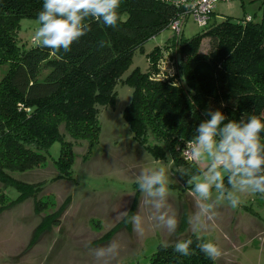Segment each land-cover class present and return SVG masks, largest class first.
<instances>
[{"label":"trees","instance_id":"16d2710c","mask_svg":"<svg viewBox=\"0 0 264 264\" xmlns=\"http://www.w3.org/2000/svg\"><path fill=\"white\" fill-rule=\"evenodd\" d=\"M42 6L43 0H0V67H8L0 80V185L18 194L12 204L32 199L37 216L45 210L37 199L43 184L23 183L10 174L43 165L56 143L60 147L54 162L56 180H72L73 144L65 141L60 128L72 141L86 142L92 148L100 135L99 108H114L118 83L132 91L121 117L133 140L153 160L169 159L174 173L184 180V189L193 191L195 184L189 181L205 170L186 162L182 152L199 124L210 118L205 111L219 109L237 121L242 114L247 118L264 113V0L256 14L240 20L216 22L212 13L208 25L190 39L182 36V29L179 35L171 31L170 25L183 13L171 2L121 0L123 22L109 28L89 20L92 31L67 53H53L38 44L29 49L18 46L20 23L38 22ZM167 30L172 36L146 55L148 71L135 68L123 80L135 53L144 54V46ZM204 39L209 40V51L200 54ZM163 60L173 66L170 77L160 76ZM42 69L49 73L40 81ZM223 178V193L214 186L210 192H230L227 175ZM133 187L136 195L130 209L104 240L119 228L131 231L140 192L137 183ZM65 204L57 213L41 218L30 246L59 226ZM185 228L184 223L180 231ZM186 239L193 241L191 256L176 253L175 244L158 245L149 264H214L196 246L201 239L194 235Z\"/></svg>","mask_w":264,"mask_h":264},{"label":"rangeland","instance_id":"374dc122","mask_svg":"<svg viewBox=\"0 0 264 264\" xmlns=\"http://www.w3.org/2000/svg\"><path fill=\"white\" fill-rule=\"evenodd\" d=\"M261 1L233 0L229 5L217 4L213 10L215 21L240 20L245 15L251 17L258 12ZM38 27L37 21L23 20L17 37L18 46L29 49L37 45L33 36ZM200 30L192 18H188L182 36L190 39ZM171 36V31H164L144 46V54L135 53L132 65L122 79L135 68L146 73V55L154 47L163 46ZM209 47V40L204 39L199 53L207 54ZM163 61L159 65L160 76H172L174 70L170 60ZM7 68V65L0 67V80ZM48 73L49 70L42 69L39 80ZM115 93L114 108H99L100 135L92 148L86 142L72 141L60 128L65 141L73 144L72 180H56L58 170L54 162L59 156L58 143L48 151L43 165L23 174H10L23 183L43 184L42 192L37 196L45 206L41 215L34 213L32 199L12 204L18 194L11 189L3 190L0 185V264H149L158 245L175 244L191 235L219 247L221 255L214 264H264V198L257 193H240L232 188L230 192L240 197L239 206L232 208L227 194L221 195L217 190L210 192L208 200L202 201L193 190L184 189V180L174 173L169 159L153 160L133 140L121 117L123 109L130 103L131 89L118 83ZM153 143L150 139L149 144ZM211 163L207 155L193 163L205 170L192 179L193 184L211 183L208 171ZM159 168L165 170L168 186L164 207L157 210L154 198L138 192L135 214L144 217L143 224L138 225L139 230L132 224L130 232L119 228L104 240L130 209L136 195L133 185L142 173ZM219 170L224 177L223 168ZM64 204L59 226L40 235L30 246L41 218L57 213ZM201 206H211L216 215L210 219L211 213L201 214ZM162 212L178 221L175 232H169L159 220ZM184 223L186 228L180 231ZM109 244L115 247V252L96 257L97 250Z\"/></svg>","mask_w":264,"mask_h":264},{"label":"clouds","instance_id":"9594fccd","mask_svg":"<svg viewBox=\"0 0 264 264\" xmlns=\"http://www.w3.org/2000/svg\"><path fill=\"white\" fill-rule=\"evenodd\" d=\"M120 9L121 0H43L42 10L37 16L40 26L34 33L33 41L39 47L51 49L53 53H60L61 50L70 52L73 43L92 31L89 20L116 28L124 20ZM204 114L210 118L199 124L195 129L196 134L187 141L185 148L194 158L207 155L212 160L208 170L211 183H196L195 193L202 201L209 199L213 186L223 193L224 178L219 170L223 168L228 183L237 192L264 195V137L261 135L264 133V113L251 114L247 118L242 114L238 121L229 120L219 109H208ZM137 184L140 191L154 198L157 210L164 207L168 186L163 168L142 173ZM227 199L232 208L240 204V197L232 192L227 193ZM206 211L211 213L210 219L216 215L211 206H201V214ZM159 220L163 221L169 232L176 231L178 221L174 216L162 212ZM143 222L144 217L140 214L131 217L134 229L139 230L138 225ZM192 244L191 239L179 240L175 243L174 251L185 257L191 256ZM196 246L209 259L216 260L221 255L219 247L211 241L197 243ZM111 252H115V247L109 244L98 249L95 255L104 257Z\"/></svg>","mask_w":264,"mask_h":264},{"label":"built area","instance_id":"2783aa9c","mask_svg":"<svg viewBox=\"0 0 264 264\" xmlns=\"http://www.w3.org/2000/svg\"><path fill=\"white\" fill-rule=\"evenodd\" d=\"M171 2L177 8L182 9L180 19L173 22L170 25V29L176 35H179L183 27V23L188 18H192L194 23L203 29L208 25L210 15L217 4L229 5L233 0H166ZM246 21H250V17L246 18ZM186 148V146H185ZM184 148L182 156L186 162L195 163L197 158L192 157L188 151Z\"/></svg>","mask_w":264,"mask_h":264}]
</instances>
